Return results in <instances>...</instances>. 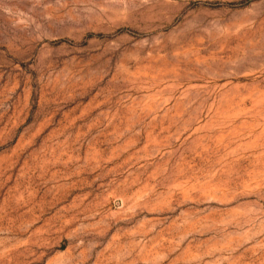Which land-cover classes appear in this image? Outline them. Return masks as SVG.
<instances>
[{"label":"rangeland","instance_id":"374dc122","mask_svg":"<svg viewBox=\"0 0 264 264\" xmlns=\"http://www.w3.org/2000/svg\"><path fill=\"white\" fill-rule=\"evenodd\" d=\"M0 264H264V0H0Z\"/></svg>","mask_w":264,"mask_h":264}]
</instances>
